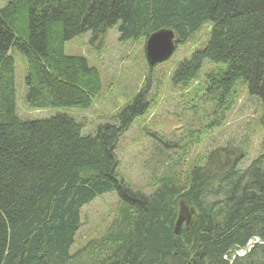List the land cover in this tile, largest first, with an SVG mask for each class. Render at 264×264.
<instances>
[{
  "label": "trees",
  "instance_id": "obj_1",
  "mask_svg": "<svg viewBox=\"0 0 264 264\" xmlns=\"http://www.w3.org/2000/svg\"><path fill=\"white\" fill-rule=\"evenodd\" d=\"M205 25L206 45L179 63L174 86L197 81L206 63L226 66L207 85L211 100L223 103L242 82L264 127V0H11L0 10V264H264V244L237 255L264 243V155L241 168L246 151L217 147L148 195L118 173L116 154L148 109L145 92L94 135L67 114L17 116L16 52L30 108L87 111L102 77L66 55L67 42L118 26L121 41L172 30L183 44ZM113 193L120 206L106 236L72 256L83 208ZM182 209L191 218L176 234Z\"/></svg>",
  "mask_w": 264,
  "mask_h": 264
},
{
  "label": "rangeland",
  "instance_id": "obj_2",
  "mask_svg": "<svg viewBox=\"0 0 264 264\" xmlns=\"http://www.w3.org/2000/svg\"><path fill=\"white\" fill-rule=\"evenodd\" d=\"M11 0H0V10ZM211 27L205 25L162 64L151 67L146 58V40L121 41L118 26L105 37L84 34L65 44L68 56L85 57L102 79V91L87 111L32 109L25 102L26 59L15 53L17 116L22 121L47 120L67 114L84 125L83 135L96 134L141 92L148 109L121 138L116 154L118 173L136 191L151 195L158 180L174 174L181 178L217 147L234 144L247 152L241 168L264 155L262 106L239 82L223 103L212 101L207 85L213 74L226 66L206 63L197 81L174 86L172 79L180 62L206 45ZM216 99V98H215ZM117 194L96 199L83 208L82 228L72 256L97 246L109 230L119 208ZM189 211V210H188ZM188 214V212H187ZM191 215V212L189 211Z\"/></svg>",
  "mask_w": 264,
  "mask_h": 264
},
{
  "label": "water",
  "instance_id": "obj_3",
  "mask_svg": "<svg viewBox=\"0 0 264 264\" xmlns=\"http://www.w3.org/2000/svg\"><path fill=\"white\" fill-rule=\"evenodd\" d=\"M176 35L172 30H163L152 35L146 42V58L151 67L167 62L176 51ZM188 212V214H187ZM191 215L188 209L183 210L177 221L175 233L177 234L183 223L189 224ZM264 244L263 242H250L244 253H238V256H245L256 244ZM235 258V256H234ZM232 264V263H231Z\"/></svg>",
  "mask_w": 264,
  "mask_h": 264
}]
</instances>
